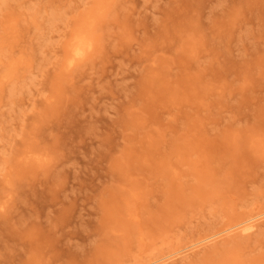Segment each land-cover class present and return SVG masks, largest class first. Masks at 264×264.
I'll use <instances>...</instances> for the list:
<instances>
[{
    "label": "rangeland",
    "instance_id": "374dc122",
    "mask_svg": "<svg viewBox=\"0 0 264 264\" xmlns=\"http://www.w3.org/2000/svg\"><path fill=\"white\" fill-rule=\"evenodd\" d=\"M259 212L264 0H0V264H148ZM157 264H264V216Z\"/></svg>",
    "mask_w": 264,
    "mask_h": 264
},
{
    "label": "bare ground",
    "instance_id": "6f19581e",
    "mask_svg": "<svg viewBox=\"0 0 264 264\" xmlns=\"http://www.w3.org/2000/svg\"><path fill=\"white\" fill-rule=\"evenodd\" d=\"M86 46H87L86 42H84L82 39H78L76 41V44L74 45V54L76 56H80L84 52ZM263 216H264V212L252 214L249 217L241 220L240 222H236V223L230 225L228 228L222 229L216 233H213V234L208 235L204 238H201V239H199V240H197L191 244H188V245L182 247L181 249H178V250L168 254V255H165L159 259L153 260V261L149 262L148 264H157L158 262H162L163 260L169 259L175 255H179L183 251L190 250V249L195 248V247H197V246H199V245H201L207 241H210V240L220 236L221 234L227 232L228 230H234V229H240L242 231L252 230L256 226V222H258V220L260 218H262Z\"/></svg>",
    "mask_w": 264,
    "mask_h": 264
}]
</instances>
